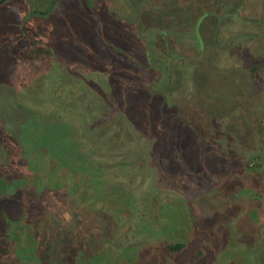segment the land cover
<instances>
[{
	"label": "rangeland",
	"instance_id": "rangeland-1",
	"mask_svg": "<svg viewBox=\"0 0 264 264\" xmlns=\"http://www.w3.org/2000/svg\"><path fill=\"white\" fill-rule=\"evenodd\" d=\"M1 169L0 264H264V0H5Z\"/></svg>",
	"mask_w": 264,
	"mask_h": 264
},
{
	"label": "flooded vegetation",
	"instance_id": "flooded-vegetation-1",
	"mask_svg": "<svg viewBox=\"0 0 264 264\" xmlns=\"http://www.w3.org/2000/svg\"><path fill=\"white\" fill-rule=\"evenodd\" d=\"M5 2V0H0V6ZM34 12H37L34 10ZM8 132V136L12 138V143L15 148L18 147V139H19V133L18 130L13 127L12 130L6 129ZM40 138V137H39ZM41 140V139H40ZM59 146H63L62 142ZM32 159V157H31ZM34 160V158H33ZM13 163V162H12ZM41 170L39 167H36L35 164H31L26 170L29 172L28 175V182H31L33 185V192L35 191L36 195L41 196V198H46V192L51 191V185L47 182L49 180V177L51 173L48 172V174H44V177H42L41 172L45 171V165L42 162ZM47 175V176H46ZM92 180V178H91ZM25 179L24 177H20L19 175H12L9 176V173L5 169L0 170V200H11L13 201V204L10 206H0V225L3 229V232L0 233L4 236L5 245H10L12 250L16 253H18L19 250L24 249L20 247V241L23 240V238H27L28 241H30L27 245H25L24 250L29 251H36L37 245H36V230H35V223L37 219H40L41 217L46 218L47 211L46 206H44V211L41 212L39 209L37 212L34 211L33 214L29 217L28 225L23 227L22 232L19 233V226L21 220L25 217L24 210L26 209L25 206L22 204V196L21 192L23 191V187L25 185ZM28 183V184H31ZM34 194V195H35ZM44 198V199H45ZM21 199V200H20ZM15 200L18 201V204L20 207H16ZM40 208V207H39ZM19 209V210H17ZM37 213V214H36ZM26 223V224H27ZM21 234V235H20ZM77 251L78 249H73L74 251Z\"/></svg>",
	"mask_w": 264,
	"mask_h": 264
}]
</instances>
